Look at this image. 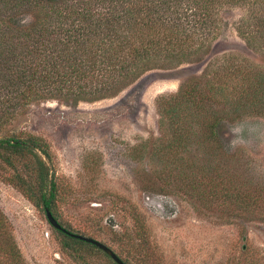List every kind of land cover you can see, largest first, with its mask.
<instances>
[{
	"label": "trees",
	"instance_id": "1",
	"mask_svg": "<svg viewBox=\"0 0 264 264\" xmlns=\"http://www.w3.org/2000/svg\"><path fill=\"white\" fill-rule=\"evenodd\" d=\"M236 10L242 12L238 36L264 58V0H0L4 181L74 233L59 221L48 143L25 131L4 135L7 126L35 104L94 103L116 97L149 72L195 64L203 67L200 74L158 99L162 133L144 142L140 155L162 167L156 180L164 192L179 191L207 209L264 223V178L244 169L243 154L222 136L227 124L264 119V67L237 54H213L225 16ZM56 231L64 250L79 255L86 247L117 264L96 246ZM242 239L249 252L244 229ZM0 264H27L1 211Z\"/></svg>",
	"mask_w": 264,
	"mask_h": 264
},
{
	"label": "rangeland",
	"instance_id": "2",
	"mask_svg": "<svg viewBox=\"0 0 264 264\" xmlns=\"http://www.w3.org/2000/svg\"><path fill=\"white\" fill-rule=\"evenodd\" d=\"M241 16L239 10L225 16L213 54H237L264 67L263 56L248 49L235 30ZM202 70L194 64L152 71L116 97L94 103L35 104L7 126L4 135L25 131L48 143L59 221L65 228L102 242L123 259L136 257L145 264L264 260V223L247 222L238 212L233 217L207 209L179 191L164 192L156 180L162 167L140 155V146L162 133L158 99L177 93L185 78ZM222 136L226 146L243 154V168L264 178V119L227 124ZM4 175L0 172V211L27 264H112L86 247L79 255L64 250L45 213L5 182ZM243 229L249 252L243 249Z\"/></svg>",
	"mask_w": 264,
	"mask_h": 264
},
{
	"label": "water",
	"instance_id": "3",
	"mask_svg": "<svg viewBox=\"0 0 264 264\" xmlns=\"http://www.w3.org/2000/svg\"><path fill=\"white\" fill-rule=\"evenodd\" d=\"M46 217L54 229L63 231L64 233H66L67 235H70L71 237L75 239H79L81 241H84L86 243L96 246L98 249H100L101 251L106 253L109 257H111V259L117 264H125L111 248H109L107 245L103 244L102 242L96 239L90 238V237L83 236V235L70 233L69 231L64 229L60 225V223L55 219V217L53 216V214L48 208L46 209Z\"/></svg>",
	"mask_w": 264,
	"mask_h": 264
}]
</instances>
